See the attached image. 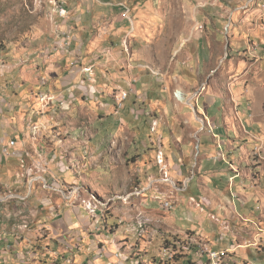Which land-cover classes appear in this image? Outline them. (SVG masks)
Instances as JSON below:
<instances>
[{
    "label": "rangeland",
    "instance_id": "374dc122",
    "mask_svg": "<svg viewBox=\"0 0 264 264\" xmlns=\"http://www.w3.org/2000/svg\"><path fill=\"white\" fill-rule=\"evenodd\" d=\"M12 139L0 231L53 255L39 264H204L206 249L250 264L237 246L264 250V0H0Z\"/></svg>",
    "mask_w": 264,
    "mask_h": 264
},
{
    "label": "crops",
    "instance_id": "0c3cea01",
    "mask_svg": "<svg viewBox=\"0 0 264 264\" xmlns=\"http://www.w3.org/2000/svg\"><path fill=\"white\" fill-rule=\"evenodd\" d=\"M216 127L221 128L220 123H218ZM222 140L224 139L222 138ZM207 149H211V147L208 146ZM61 218L62 223L66 222L67 219H65L64 217ZM41 220V222H45L48 221V218L43 216ZM8 230H10L8 232H12L14 229L10 226ZM2 233L4 234L3 231ZM3 234H1L0 231V264H39L40 260H42L43 255H49L48 253H43L42 251L31 252L27 249V243L22 240V238L19 237V239H14L12 236L9 235L11 233H6L5 235ZM12 240H14L15 244L12 247L8 248V245L11 244L10 242ZM230 247L234 248L235 246L230 245ZM237 252L241 253L243 258H247V260L250 261V264H261L259 263V258H262L261 253H264V250H256V248L253 247L242 248L237 246ZM49 257L52 258L53 255H49ZM53 263L54 261L51 260L47 262L44 261V264Z\"/></svg>",
    "mask_w": 264,
    "mask_h": 264
},
{
    "label": "built area",
    "instance_id": "2783aa9c",
    "mask_svg": "<svg viewBox=\"0 0 264 264\" xmlns=\"http://www.w3.org/2000/svg\"><path fill=\"white\" fill-rule=\"evenodd\" d=\"M128 94H123L121 97H120V102H123L126 98H127ZM16 145V140L15 139H12L10 140L9 142L7 143H3L0 141V147H1V152L3 155H8L10 154L11 152V148L15 147ZM161 158L163 159V156L161 154ZM208 251V256H215V251L214 250H210V249H206ZM204 264H210L207 262H204Z\"/></svg>",
    "mask_w": 264,
    "mask_h": 264
},
{
    "label": "bare ground",
    "instance_id": "6f19581e",
    "mask_svg": "<svg viewBox=\"0 0 264 264\" xmlns=\"http://www.w3.org/2000/svg\"><path fill=\"white\" fill-rule=\"evenodd\" d=\"M125 94H127V93H125ZM183 95L181 94V96H177V98L179 99V100H182L183 99ZM88 206H93V203H90L89 202V204H88ZM218 259H220V256H219V254L218 253H215V256H211L210 257V264H219V262H218Z\"/></svg>",
    "mask_w": 264,
    "mask_h": 264
}]
</instances>
